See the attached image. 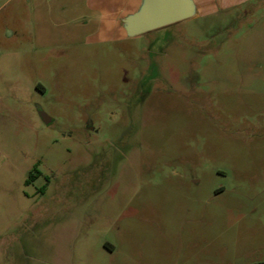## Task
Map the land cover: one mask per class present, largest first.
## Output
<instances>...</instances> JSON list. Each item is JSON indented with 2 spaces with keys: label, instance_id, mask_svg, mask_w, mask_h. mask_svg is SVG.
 I'll use <instances>...</instances> for the list:
<instances>
[{
  "label": "rangeland",
  "instance_id": "1",
  "mask_svg": "<svg viewBox=\"0 0 264 264\" xmlns=\"http://www.w3.org/2000/svg\"><path fill=\"white\" fill-rule=\"evenodd\" d=\"M237 260L264 261V14L0 48V264Z\"/></svg>",
  "mask_w": 264,
  "mask_h": 264
},
{
  "label": "crops",
  "instance_id": "2",
  "mask_svg": "<svg viewBox=\"0 0 264 264\" xmlns=\"http://www.w3.org/2000/svg\"><path fill=\"white\" fill-rule=\"evenodd\" d=\"M143 1L0 0V48L38 50L41 44L50 48L64 47L73 37L81 38L86 44L116 42L127 37L124 20L137 13ZM193 2L196 17L220 15L226 20L236 22L241 18L264 14V0H193ZM38 89L39 86L29 92L33 93ZM238 241L232 245L233 254L246 258L248 254L245 252L246 244L241 239ZM237 262L242 264L241 260L229 264ZM254 264H264V261Z\"/></svg>",
  "mask_w": 264,
  "mask_h": 264
},
{
  "label": "water",
  "instance_id": "3",
  "mask_svg": "<svg viewBox=\"0 0 264 264\" xmlns=\"http://www.w3.org/2000/svg\"><path fill=\"white\" fill-rule=\"evenodd\" d=\"M196 16L193 0H144L140 10L124 20L128 37H135L162 29ZM45 124L51 119L44 113Z\"/></svg>",
  "mask_w": 264,
  "mask_h": 264
},
{
  "label": "trees",
  "instance_id": "4",
  "mask_svg": "<svg viewBox=\"0 0 264 264\" xmlns=\"http://www.w3.org/2000/svg\"><path fill=\"white\" fill-rule=\"evenodd\" d=\"M36 178H37V176H36L35 172H31L29 174L27 181H26V184L30 185L31 183H33L34 179H36Z\"/></svg>",
  "mask_w": 264,
  "mask_h": 264
},
{
  "label": "flooded vegetation",
  "instance_id": "5",
  "mask_svg": "<svg viewBox=\"0 0 264 264\" xmlns=\"http://www.w3.org/2000/svg\"><path fill=\"white\" fill-rule=\"evenodd\" d=\"M128 37V36H127Z\"/></svg>",
  "mask_w": 264,
  "mask_h": 264
}]
</instances>
